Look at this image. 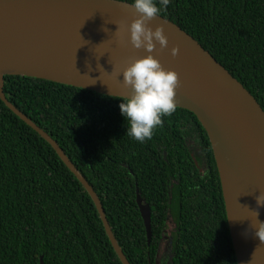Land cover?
<instances>
[{
    "label": "trees",
    "instance_id": "1",
    "mask_svg": "<svg viewBox=\"0 0 264 264\" xmlns=\"http://www.w3.org/2000/svg\"><path fill=\"white\" fill-rule=\"evenodd\" d=\"M118 1L179 25L264 110V0ZM4 80L9 102L58 143L93 187L131 264L160 261L171 215L176 230L164 264H238L212 145L193 113L37 78ZM137 188L151 208L150 245ZM42 258L122 264L83 184L0 98V264Z\"/></svg>",
    "mask_w": 264,
    "mask_h": 264
},
{
    "label": "water",
    "instance_id": "2",
    "mask_svg": "<svg viewBox=\"0 0 264 264\" xmlns=\"http://www.w3.org/2000/svg\"><path fill=\"white\" fill-rule=\"evenodd\" d=\"M5 76L193 113L212 145L237 263L264 264V110L179 25L118 0H0V98L83 184L122 264H131L87 179L49 134L6 98ZM137 204L150 245L151 208L138 188Z\"/></svg>",
    "mask_w": 264,
    "mask_h": 264
},
{
    "label": "rangeland",
    "instance_id": "3",
    "mask_svg": "<svg viewBox=\"0 0 264 264\" xmlns=\"http://www.w3.org/2000/svg\"><path fill=\"white\" fill-rule=\"evenodd\" d=\"M175 230H176V225H175L174 216L171 215L170 219H169V222H168L167 232L165 233V237H167V240H171L172 239L173 235L175 234ZM165 247H167V242H165L163 244V249ZM164 259H165V257L162 254L161 258H160V261H159V264H164V261H163Z\"/></svg>",
    "mask_w": 264,
    "mask_h": 264
},
{
    "label": "flooded vegetation",
    "instance_id": "4",
    "mask_svg": "<svg viewBox=\"0 0 264 264\" xmlns=\"http://www.w3.org/2000/svg\"><path fill=\"white\" fill-rule=\"evenodd\" d=\"M197 165H198V164H197ZM166 232H167V231H165V233H166ZM172 238H173V237H172ZM165 242H167V247H165V248L163 249V244H164ZM171 247H172V239H171V240H167V237H165V234H164V238H163L162 243H161V249L159 250V255H160V256H158V259L161 257L162 254H163L164 257L166 258L167 255H168L169 252H170ZM166 259H167V258H166Z\"/></svg>",
    "mask_w": 264,
    "mask_h": 264
},
{
    "label": "bare ground",
    "instance_id": "5",
    "mask_svg": "<svg viewBox=\"0 0 264 264\" xmlns=\"http://www.w3.org/2000/svg\"><path fill=\"white\" fill-rule=\"evenodd\" d=\"M81 70V69H80Z\"/></svg>",
    "mask_w": 264,
    "mask_h": 264
}]
</instances>
